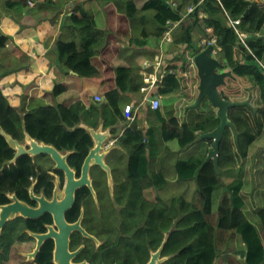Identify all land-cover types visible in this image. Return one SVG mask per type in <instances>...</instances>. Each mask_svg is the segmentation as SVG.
Returning <instances> with one entry per match:
<instances>
[{"label":"trees","instance_id":"obj_1","mask_svg":"<svg viewBox=\"0 0 264 264\" xmlns=\"http://www.w3.org/2000/svg\"><path fill=\"white\" fill-rule=\"evenodd\" d=\"M47 1L50 0H41L43 4H46ZM103 1L83 0L82 5L86 2L90 8L79 5L68 19L79 30V42L59 40L56 46L59 71H74L80 78L94 82L97 86V92L101 94L98 96H101L103 100L91 103L77 100V102L69 107L63 105H58L57 108L54 106L34 107L26 112L14 108L5 95L0 92V127L12 138L20 142H23L25 132L32 138L44 141L49 145H52L51 142H54V140H59L61 147L58 148L60 150L75 151L68 161L70 166L72 165L78 170V173L81 172L82 163L90 148L94 146L91 134L85 127H81V125L94 129H98L100 126H103L104 129L111 128V133L114 136L121 134L118 137V145L120 144L119 146L128 155L127 166L130 167V170L124 176L123 199H140L136 195H138L140 185L143 182L150 186L152 184L156 185V246L159 247L162 244L164 232H168L171 229L172 234H170L165 244L167 246L164 248L165 254L172 255V259L168 262L169 264H215L219 253V230V233L226 232L228 236L239 235L241 237L247 248L244 254L247 264H263L264 243L260 230L264 228V191L256 188L254 166L258 152L264 148V0H164L168 3L173 1L176 6L171 4L165 5L161 0H146L142 8L137 7L135 0H110V3L115 5L117 10L121 12L123 19L129 23L131 32L136 34L139 30L141 31L142 38H133L132 42L134 43L144 42L151 33H154L158 38H162L166 30H168V21H181L184 15L187 14L189 6H197L194 12L188 16L192 21L190 25L182 22L176 29L177 31L175 30L176 32L180 30L181 36L176 34L174 43L187 44V46L180 57L172 59L170 63L168 61L169 71L162 83L158 84V95L166 97L163 101L164 107L163 109L160 107L156 111L150 110L151 113L153 112V117L150 118L151 121L149 122L147 131L139 129L137 121L127 128L124 112L125 107L130 102V95L128 93H138L145 87V75L135 71L134 68L117 66V68L112 69L116 73V85L115 87H108L107 78L102 76L98 67L93 63V59L98 57L104 49L103 47L108 44L109 22ZM27 5L28 0H7L3 4L7 11L14 8L22 10ZM144 12L145 16L143 15ZM202 12L207 15L205 19L200 18V13ZM228 17L233 21L238 20L239 22L232 27L226 19ZM147 22L151 23L153 28H156L150 30L151 32L148 31L145 28ZM195 25L202 27L203 32L206 33L205 36L210 35L207 30L208 28H212L213 34L217 38V46L221 48L217 57L224 64V69L232 71V76L227 78V85L220 89L222 96L233 102L250 100V106H238L230 110V119H233L232 121L236 128H239L237 130L240 132V138L236 139L232 129L228 128L232 132L228 129V131L226 130V138L224 136V142H222L220 147V150H222L220 151L219 167L221 169L219 174L216 172L213 162L201 168L210 151L212 141L201 140V142L194 144L195 148L194 145L189 146L199 134L213 131L218 127L220 120L216 116L215 108L211 106V103L207 99L204 100L198 109L190 108L192 103L181 104L179 101L184 96H187V94L183 93L186 85L191 81L200 80L198 68L193 63L194 57L201 52L200 46L193 44L192 28ZM237 30L240 33H246V38L242 39ZM53 34V31L49 33V35ZM7 38V36L0 37V40L6 41ZM196 89L198 92V87ZM64 92H66V87L59 85L54 93L56 95L55 98ZM180 93L181 95L179 96ZM198 96L199 94L196 97L198 98ZM182 107L186 112L185 115L178 114V111ZM21 112L24 114H21ZM165 115H169V118L167 119ZM121 124L126 127L120 128ZM153 152L157 153V157L155 153V156L153 155ZM176 152L185 153V156L178 158L175 163L176 176L182 173L181 175L184 178L178 175L179 181H196L198 185L197 191L200 194L202 202L201 206L188 201L183 195H175L172 199H164L160 196L162 195L160 191L168 184V178L161 171L162 167L159 166L165 165L167 162L165 154H177ZM187 152L188 154L186 155ZM16 153L17 150L12 148L6 138L0 133V204L9 203L6 194L12 191H17L20 199L31 201L28 189L32 183V177H38L40 180L36 191H41L45 186L50 187L51 190L53 187L52 177L44 175L43 168L45 164L34 162L33 157L28 155L22 156L15 164H9L14 159ZM153 157H155V160H152ZM141 158L142 160H139ZM154 161L155 166L152 167ZM157 161L158 163L156 164ZM181 163H184V165H181ZM137 165H140V167ZM179 166L180 168H178ZM234 166L237 167L235 168ZM142 168L144 172H142ZM234 170L239 175H236L237 178L227 186L222 181L223 176L231 175L229 172ZM58 172L62 180H64V173ZM150 173H153V177L149 182L148 177ZM184 175L189 177H185ZM232 191L235 192L234 197V192ZM217 193L218 196L216 197ZM215 197L219 206L217 209V223L213 225L209 217L216 214L214 212ZM177 198L178 200H176ZM234 199L237 200H235L236 203L240 202L238 203L239 206L233 204L235 203ZM131 204L137 205V202L132 201ZM247 208L252 210L253 214L259 218L262 227L251 216H249L251 220L247 217ZM189 211H196V213H190ZM198 211L201 214L203 213V217ZM184 212L187 214H184ZM232 214L233 217L231 216ZM178 220H181V222ZM183 220H190L195 222V224ZM162 221H167L164 227L161 226ZM30 223L33 224L34 222ZM238 224L241 225L238 226ZM201 226L204 230H201ZM206 226H208L207 230ZM190 229H192V232ZM238 229H242L240 233ZM10 230L11 228L7 227V231ZM33 230L38 231V229ZM186 231L188 235L186 236L185 234L184 237V232L187 233ZM196 233H199L198 237H196ZM191 236L193 239L190 238ZM185 238L187 241L191 240L187 242ZM109 243L111 244L110 249L107 250V254H103L107 255L105 261L112 264L116 260L122 262L123 258L130 257L129 264H135L133 254L119 252L117 231L116 236L110 239ZM182 243L184 244L181 245ZM255 244L257 245L254 246ZM7 245L5 234H2L0 250L3 252L0 254V264L4 262L3 257H6L5 253L8 252ZM200 245L202 246L200 247ZM196 246H198V249ZM51 249V243H47L44 246L41 256H38V260L40 258L41 263L53 264ZM182 253L184 255H181Z\"/></svg>","mask_w":264,"mask_h":264},{"label":"crops","instance_id":"obj_2","mask_svg":"<svg viewBox=\"0 0 264 264\" xmlns=\"http://www.w3.org/2000/svg\"><path fill=\"white\" fill-rule=\"evenodd\" d=\"M82 1L83 0H61V2L67 5L66 9L68 10V12L64 14L61 11L58 12V9L51 10L50 12L46 13L44 9L45 7L48 6L47 3L43 4L41 0H31L32 5L28 4L22 10L19 9L20 11H24V12H19L17 11L16 8L5 12V14L8 17L14 19L13 21H11L5 15L1 16L0 26L1 24L2 26L0 28V37L7 36L8 38L6 41L0 40L2 41V43H0L1 45L0 49L5 51V58H6V61L4 62L5 66L4 64H0V92L4 94L7 99L11 101V105L17 110L19 109L20 111H22L24 109L25 110L31 109L29 104L31 103L32 105H34L33 100L31 99H35V98L39 100L45 99L46 97L44 93L52 92L54 89L53 86H55L56 84H60L66 87V92H67L68 91V88H67L68 78L72 76L80 78L74 71H69V72L61 71L60 72L59 71L60 67L51 61V59L53 60V56H50V55L51 53L52 55L56 53L55 52L56 43L61 38L64 40L69 39L70 41L75 40L79 42L78 32L72 26L71 21H69L68 19L69 17L72 16L76 7L83 4ZM145 1L146 0H135V3L138 8H142ZM39 6H40V9H38ZM54 6H58L60 9H62L61 8L62 5L58 3L57 4L54 3ZM82 6H84L85 8H90V6L86 4V2ZM206 16L207 15L204 12L200 13L201 19H205ZM18 18L21 19V24H19L16 21V19ZM108 22H109L108 24L109 27L113 26L114 24H121L122 28L119 33L114 34L112 38L113 40H110L108 42V44L104 47L100 55L96 57L95 59H93V63L98 67L102 76L107 78L108 87L109 86L115 87L116 85V73L112 69L117 68V66L122 65L125 67L134 68L135 71H138L141 74L145 72L152 73V75H149V76L145 74V77H146L145 81L146 82L152 81L151 84H148L145 82L146 83L145 87H143L141 91H139L138 93H128V95H130V102L127 104V105L129 104L134 105L133 107L137 115V122L139 123L140 127H142L143 129H145V131H147V129L149 128V122L151 121L150 118L153 117V112L151 113L150 111L151 108H150V102L148 101V98L152 97L151 95H155L157 98H160L162 100V107H161L162 109L164 107L163 101L166 98V97L158 95V90H159L158 84L161 83V74L163 72V69H160L159 72H156V70H154V66L150 65L152 63L151 60L155 58L157 59L158 57H163L165 62L168 64V61L170 63L172 59L174 58L177 59L184 53V49L187 46V44H175L174 43L175 35L178 34V36H181L180 30L176 32L177 28L170 30V32L174 33L173 37H171V40L164 38L165 34L163 38H158L152 33L144 42L140 41L141 43L139 42L134 43L132 42L133 38H142L141 31L139 30L136 34H133L131 32L129 23L123 19V16L121 14L119 16H110ZM191 22L192 21L189 19V17L184 20V23L186 25H190ZM26 26L28 27L27 29H26ZM145 28L148 31L154 29L151 23L146 25ZM192 30H193L192 35L194 37L193 44L200 46V48H201L202 43L209 41L214 36L212 33H210V35L208 36L207 35L205 36L206 33L203 32L202 27L199 25L193 26ZM51 31H53L54 33L53 35H49ZM108 31H109V28H108ZM115 38H118V43L114 41ZM29 39H33L34 44H32L30 47H27ZM42 40H46L47 45H52L50 53H46L45 44L41 42ZM163 40L165 41V46H164L165 50H162L160 46V44L163 43ZM118 45H125V46L115 47ZM108 49H110L111 51L110 53H108L107 51ZM202 49L203 48H201V50ZM7 53L11 54L12 56L16 58V62L14 66H10V63H8L9 60H8ZM37 60H41L42 62L38 66L33 67L31 64V61H37ZM45 60L50 61L53 64V66L49 68V66H47L45 63ZM146 64H147V67L152 66V68L146 69L145 68ZM49 65L51 64L49 63ZM48 68L57 75V78L59 79L57 83H54V80L50 77V75L46 73ZM38 69H40L42 73L40 75H35L34 73ZM32 76L43 79V82H40L42 85L36 82H31V79L33 78ZM46 77H49V78H46ZM156 80L158 81L155 87L153 88V92L149 95V97L146 100L148 91H146L145 88H151L153 86L152 84L155 83ZM47 82H49V84ZM75 82H77V83H74V86L76 88H81L84 86V83L81 81H75ZM104 85H105V82H104ZM93 86H96L94 82L89 81L86 88L93 87ZM71 95H75L77 100H82L84 102L91 103L95 101L96 95H101V94H99L96 90V92H94L93 94L89 92V93H86L85 95H83L82 93L80 95L71 93L70 96ZM55 96L56 95H54V97ZM21 99H23L22 103H21ZM72 104L65 105V107H69ZM165 116L167 119L169 118V115H165ZM123 126L124 125L121 124L119 127L121 128ZM113 140H115V136H113ZM114 149L115 150L121 149V152H124V154L127 155V153L124 150H122V148H119L118 146H116ZM117 154L115 156H117ZM184 156H185V153H180V154L168 153L166 154V158H167L166 163L167 164L170 163V164L167 165L165 163V165L161 167L163 168V170H168L170 168L175 169V161L177 160V158L179 157L183 158ZM112 159L110 158L111 161ZM114 166L118 167L119 164L118 165L115 164ZM254 169L256 172V173L254 172L256 187L264 191L263 189L264 187V173H263L264 172L263 171L264 170V149H261L258 152V155L256 156ZM169 173L172 176H170ZM169 173L167 174V177H168L167 186L169 184H172V182L173 183L180 182L179 180H177L178 178L174 172L169 171ZM171 177L173 178L171 179ZM229 177L232 179V181L230 182H233L234 179L237 178V176L233 174L229 175ZM182 182H183V186L185 185L195 186L194 191L190 192L189 190H186V192H184L182 195L188 201L194 202L198 206L199 204L197 203H199V200L196 201L197 198L195 197L196 195H198V193L195 192L197 189L196 181L188 180L186 182L185 181H182ZM230 182H225V183L230 184ZM201 205H202V202H201ZM214 216L215 215H211L209 217L210 222ZM217 218L218 217L216 216L214 217L215 223L211 222L213 225H216ZM262 229L263 230H260V235L262 236L261 238L264 243V228ZM238 239L240 240V247L235 249L232 252L233 253L232 258L229 259V264H235V263L238 264L241 261L243 262V264L244 263L247 264L246 258L244 256L247 248L239 235L228 236L226 235V232L218 233V250H219L218 257L221 253H223V250H221L220 245L221 244L224 245L225 240L238 241ZM238 250L242 251V253L238 252Z\"/></svg>","mask_w":264,"mask_h":264},{"label":"flooded vegetation","instance_id":"obj_3","mask_svg":"<svg viewBox=\"0 0 264 264\" xmlns=\"http://www.w3.org/2000/svg\"><path fill=\"white\" fill-rule=\"evenodd\" d=\"M27 136L28 134L25 132L23 142L17 141L20 145L28 149L30 141L27 140ZM32 139L39 143L47 144L44 141H39L35 138ZM25 141L27 145H24ZM51 144L58 151H62L61 154L67 155V162L69 164L68 160L75 151L67 149L60 150L58 148L61 147V145H59V140H54ZM95 146L96 145L92 148L94 149ZM92 148H90L82 163L80 173H78L75 167L72 165L70 166L75 171L76 178L82 177L84 163L93 150ZM100 153L102 154L103 152ZM121 153L124 154V152ZM28 156L33 157L34 162L45 164L43 168L44 175L52 177V190L50 187L45 186L41 191H36L40 180L38 177H32V183L28 189L31 201L20 199L19 193L17 191H12L6 194L9 203L0 204V206L13 203L12 197L16 196L20 201L36 208L39 204L31 198L32 190L36 196L45 197L48 202L53 201L56 196L62 199L66 185L65 173L56 168L55 162L50 155L42 154ZM14 159L9 164H15L18 159L16 161H14ZM113 159L114 162L118 161V169L114 166L113 162H110L108 156L104 158L106 163L111 167L112 181H110L106 170L101 167L100 171H96L95 169L100 166L93 165L89 173L92 187L88 183L76 190L75 202L66 212L65 218L69 225H78L79 228L75 227L71 230L68 237V246L58 250L56 237L51 236L37 252L38 240L35 235H52L51 228L56 233H60L61 229L55 222V217L52 213L46 212L39 218H29L18 214L16 217L8 220L0 231V242L2 234H5L8 243V252L5 253L6 257H3L4 262L2 264L12 261L11 255L17 246H21L24 251V253H21L22 263L43 264L40 262V258L38 260V256H41L44 246L47 243L52 244L51 254L53 264H109L108 261H105L107 255L103 254H107V250L110 249L111 244L109 240L116 236V231L118 235L119 252L123 254H133L135 264H150L153 260H155V264H169L168 262L172 259V255L165 254L164 248L169 238L168 236L172 233L171 229L168 232H164V239L162 242L164 246L162 244L159 247L156 246L157 217L155 209L157 201L155 184L150 186L143 182L140 185L138 195H136L140 199H123L124 176L128 173L130 167L124 165L123 161L121 162L118 160L119 156H115ZM126 159L128 162V155H126ZM152 166H155V161ZM122 170L126 171L123 172ZM58 171L64 173V180H62ZM151 177H153V173L149 174V182L151 181ZM132 201H136L137 205H132ZM30 222L34 223L31 224ZM166 222L167 221H162L161 226L164 227ZM7 227L11 228V230L7 231ZM33 229H38V231ZM61 244H63L62 239ZM2 252L3 251L0 250V254ZM56 253H58L59 258L56 257ZM158 253H160L159 256H157ZM129 258L130 257L123 258L122 262L116 260L112 264H129Z\"/></svg>","mask_w":264,"mask_h":264},{"label":"water","instance_id":"obj_4","mask_svg":"<svg viewBox=\"0 0 264 264\" xmlns=\"http://www.w3.org/2000/svg\"><path fill=\"white\" fill-rule=\"evenodd\" d=\"M161 1H163L165 5H169L168 2L164 0ZM213 51L214 46L209 45L193 59V63L198 68V74L200 77V93L197 101L192 104L190 108L198 109L203 101L208 98L211 102L212 107L216 109V116L220 120V123L218 127L213 131L200 134L195 139V141L191 143V145L200 142L201 140H211V150L201 168H204L208 163L213 162L216 172L220 173V147L224 139L226 130L228 128L232 129L236 136V139H239V132L234 122L230 119V110L238 106H250V100L244 102H233L225 99L222 96V93L220 91L221 86L227 85V78L232 76V71L224 70V64L219 59L213 56ZM155 98L156 97H150L151 100ZM87 130L93 136L96 142V147L91 151L90 155L84 163L82 177L76 178L75 171L67 162V155L61 154V152L54 148V146L39 143L28 135L27 140L30 142L29 148L27 149L25 146L20 145L17 140L12 138V136L7 134L0 127V133L6 138L11 147L17 149V154L14 161H16L23 155H50L55 162L56 168L63 171L66 175V185L64 188V195L62 199H59L56 196L53 201L48 202L45 197L36 196L32 190L31 198L38 202V207H31L28 204L20 201L16 196L12 197V200L14 201L13 203L0 206V231L3 229L8 220L16 217L18 214L29 218H39L46 212L52 213L55 217V222L61 229V232L56 233L51 228L50 230L52 235H35L36 239L38 240L37 252L43 246L44 242L51 236L56 237L58 250L62 247L64 248L65 246H68V237L71 230L75 227L79 228V226L69 225L66 222L65 214L75 202L76 190L88 183L92 187L91 179L89 176L90 168L93 165H100L104 170L108 172L109 179L110 181H112L111 167L107 165L104 160V158L114 150V147L111 149H109L110 146L106 147L108 146V142L110 141L112 136L109 131L104 132L103 127L97 130ZM100 152L103 153L101 154ZM61 239L63 240V244H61ZM159 255L160 253L157 254V256ZM56 257L59 258L58 253H56ZM150 264H155V260H153Z\"/></svg>","mask_w":264,"mask_h":264},{"label":"rangeland","instance_id":"obj_5","mask_svg":"<svg viewBox=\"0 0 264 264\" xmlns=\"http://www.w3.org/2000/svg\"><path fill=\"white\" fill-rule=\"evenodd\" d=\"M5 1H7V0H0V18H1V16H3V15H5L6 17H8L6 14H5V12L7 11V9L3 6V4L5 3ZM14 1H20V0H14ZM53 3H55V4H60V5H62L61 6V8L62 9H60L58 6H54V5H52ZM47 7H45V9H44V11L46 12V13H48V12H50L51 10H56V9H58V12H63L64 14H66L67 12H68V10L66 9V6L67 5H65L63 2H61V0H50V2L49 1H47ZM51 5V6H50ZM103 5H104V7H105V9H106V11H107V15H108V21H109V18H110V16H119L120 14H121V12H119L118 10H117V8H116V6L115 5H113L112 3H110V0H104L103 1ZM25 8V7H24ZM38 9H40V6L38 7ZM17 11H19V12H24V11H20L19 9H17ZM66 16V15H65ZM11 21H13L14 19H12V18H10V17H8ZM228 21H229V19L228 18H226ZM20 18H18V19H16V21L19 23V24H21V22H20ZM238 21V20H237ZM236 21V22H237ZM229 24H230V22H229ZM1 26H2V24H1ZM1 26H0V28H1ZM73 26V25H72ZM22 27H24V26H22ZM74 27V26H73ZM28 27L26 26V29H27ZM75 28V27H74ZM121 28H122V26H121V24H114L113 26H111V27H109V33H108V38H107V43L110 41V40H113L112 38H113V36H114V34H116V33H119L120 32V30H121ZM76 29V28H75ZM77 30V29H76ZM79 30H77V32H78ZM263 35H264V31H263ZM78 38H79V32H78ZM59 40H63V41H65V42H69L70 40L69 39H59ZM58 40V41H59ZM57 41V42H58ZM73 41H75V40H73ZM114 41L116 42V43H118V38H115L114 39ZM41 42H43V44H45V50H46V53H50V51H51V46L52 45H47V41L46 40H42ZM32 44H34V40L33 39H29V41H28V44H27V47H30ZM25 46V45H24ZM56 46H57V43H56ZM119 46H125V45H118V46H115V47H119ZM156 46V45H155ZM160 46H161V48H162V50H165L164 49V46H165V41L163 40V43H161L160 44ZM111 47H113V46H111ZM157 47V46H156ZM104 48V47H103ZM102 48V49H103ZM56 47H55V54H53L52 55V53H51V55L50 56H53V60L51 59V61L53 62V63H55L56 65L57 64H59V60H58V51H56ZM108 51V53H110L111 51H110V49H108L107 50ZM157 52H158V50H157ZM7 55H8V60H9V62L8 63H10V66H14L15 65V62H16V58L14 57V56H12L11 54H9V53H7ZM44 57H45V55H44ZM158 60H161V57L158 59H156V61H158ZM6 61V58H5V51L4 50H2V49H0V64H4V62ZM42 61L41 60H37V61H31V64H32V66L33 67H35V66H38L40 63H41ZM45 63H46V65L47 66H49V68L50 67H52L53 66V64L50 62V61H47V60H45ZM49 63L51 64V65H49ZM4 66H5V64H4ZM122 66V65H121ZM47 69V74L48 75H50V77L54 80V83H57L58 81H59V79L57 78V75L54 73V72H52L50 69ZM156 70V72L158 71V67L155 69ZM227 71L228 70H230V69H226ZM42 73V71L40 70V69H38V70H36L35 71V75H40ZM33 78L31 79V82H36V83H39L40 85H42L40 82H43V79H40V78H37V77H34V76H32ZM46 78H49V77H46ZM45 78V79H46ZM75 81H81V82H83L84 83V86L83 87H81V88H76L75 86H74V83H77V82H75ZM88 82L89 81H87V80H85V79H83V78H77V77H75V76H72V77H70V78H68V83H67V88H68V91L66 92V93H63V94H61L58 98H55L54 97V93L56 92V90H57V88H58V86L60 85V84H56L55 86H53V91L52 92H50V93H48V92H45L44 93V95H45V99H42V100H39V99H34L33 100V104H34V106L36 107V108H41V107H43V106H54L55 108H57L58 107V105H63V106H65V105H70V104H72L73 102H77V99H76V96L75 95H71L70 96V94L72 93V94H83V95H85L86 93H89V92H91L92 94L94 93V92H96V90H97V86H93V87H87L86 88V86L88 85ZM48 84H49V82H47ZM199 86H200V80L198 79V80H194L193 82L191 81V82H189L187 85H186V87L184 88L185 89V91L183 92V93H185V94H187V96H184L183 98H181L179 101H180V103L181 104H188V103H192V104H194L195 103V101L197 100V94H199ZM196 87H198V92H197V89H196ZM222 87H224V86H221V88ZM89 91V92H88ZM182 93V92H181ZM181 93L179 94V96L181 95ZM190 96H192V97H190ZM175 100H176V98H174ZM208 100V99H207ZM8 101L10 102V104H11V101L8 99ZM23 102V99H21V103ZM194 102V103H193ZM51 105H50V104ZM164 104V103H163ZM191 104V105H192ZM174 107V106H173ZM216 110V109H215ZM185 111L183 110V107L178 111V114H184L185 115ZM100 129H101V127H100ZM24 145H27V142L25 141V144ZM118 152H120L117 156H119V160H120V158H121V162L125 159V163L123 162V164L124 165H127V161H126V154H124L125 156H123L122 155V153H121V151H118ZM123 157V158H122ZM118 163H116V165H117ZM96 171H100L101 170V166L100 167H98V168H96L95 169ZM162 171L164 172V174L167 176V174L169 173V171H172V172H174L175 174H176V170L174 169V168H170V169H168V170H163L162 169ZM230 174H233L234 173V175H238V173H237V171L236 170H234V171H232V172H229ZM169 175L171 176V174L169 173ZM228 177V178H227ZM168 178V177H167ZM227 178V179H226ZM222 181L224 182H230V181H232V179L229 177V175H226V176H223V179H222ZM184 187H185V189H184ZM169 190H168V189ZM174 188V189H173ZM183 188V189H182ZM187 188V189H186ZM197 188V187H196ZM172 189V190H171ZM195 189V186H191V185H185V186H183V182L182 181H180V182H176V183H173L172 182V184H169L167 187L165 186L161 191H160V193L162 192L163 193V195H162V197L164 198H172L173 196H175V195H182L184 192H186V190H189L190 192H192L193 190ZM168 191V192H167ZM173 191V192H172ZM181 193H179V192ZM197 191V190H196ZM165 192V193H164ZM172 192V193H171ZM161 193V194H162ZM197 193H198V191H197ZM219 193V192H218ZM218 193L216 194V197L218 196ZM169 194H170V196H169ZM171 194H172V196H171ZM198 195H199V193H198ZM196 198H198L197 200H199V203H197V204H199L198 206H200L201 205V199H200V195L199 196H195ZM216 197H215V202H214V212H216L217 213V209H218V206H219V203L216 201ZM164 198V199H165ZM168 200H170V199H168ZM167 200V201H168ZM216 209V210H215ZM247 213L249 214H246L247 215V217L249 218V216H251L254 220H256L257 222H258V224L260 225V227H262V224H261V222H260V220H259V218H257L256 217V215H254L253 214V211L252 210H249L248 208H247ZM216 217H218V215L217 214H214ZM250 219V218H249ZM212 221V223H215V219H214V217L211 219ZM251 220V219H250ZM34 245V244H33ZM33 247V246H32ZM31 247V248H32ZM240 247V240L238 239V241H236V240H231V241H228V240H225V242H224V245L223 244H221L220 245V248H221V250H223V253H221L220 255H219V257H218V259H217V261H216V264H229V259L230 258H232V252L235 250V249H237V248H239ZM225 251V252H224ZM21 253H24V251H23V248L21 247V246H17L14 250H13V252H12V261L10 262V263H6V264H24V263H22L21 262ZM222 256V257H221ZM220 262V263H219ZM5 264V263H4ZM25 264H27V263H25ZM236 264V263H235ZM238 264H243V262L241 261V262H239Z\"/></svg>","mask_w":264,"mask_h":264},{"label":"clouds","instance_id":"obj_6","mask_svg":"<svg viewBox=\"0 0 264 264\" xmlns=\"http://www.w3.org/2000/svg\"><path fill=\"white\" fill-rule=\"evenodd\" d=\"M173 3H174V2H173ZM28 4H29V5L31 4V0H28ZM169 4L173 5L172 2L169 3ZM192 6H193V5H192ZM189 7H190V6H189ZM189 7H188V8H189ZM192 13H193V12H192ZM190 14H191V13H190ZM185 16H186V17H185ZM188 16H189V14H188V11H187V14L184 15L183 19L181 20V23H180L177 27H175V28H178V27L182 24V22H184V20L188 18ZM173 22H176V21H173ZM177 22H179V21H177ZM208 29H211V32H209V31L207 30L208 33H212V34H213V30H212V28H208ZM166 33H167V30H166V32H165V36H164V38H166ZM244 34H246V33H244ZM213 35H214V34H213ZM246 36H247V35H246ZM171 37H173V33H171ZM213 37L216 38L215 35H214ZM213 37H212V38H213ZM212 38H211V39H212ZM211 39H210V40H211ZM216 39H217V38H216ZM244 39H245V38H244ZM172 42H173V40H172ZM208 46H209V45H208ZM217 47H218V46H214L213 56L216 57V58L218 59V57H217V54H218V53L215 54V50L217 49ZM201 48L205 49L206 46L201 45ZM203 49H202V50H203ZM202 50H201V51H202ZM220 51H221V50H220ZM220 51H219V52H220ZM159 58H160V57H158V59H159ZM161 60H162V66H161L160 69H163V72H162L161 76H162V75L164 74V72H165V74H164V77H165L166 74H167V72L169 71V70H168V66H169V65L165 62V60H164L163 57H161ZM193 61H194V60H193ZM151 62H152V63H151L150 65H153V66H154V70H155V69H156V66H155V64H156V58L153 59V60H151ZM145 68H146V69H151L152 66H148V67H147V64H146V67H145ZM224 70H226V69H224ZM157 72H159V70H158ZM143 74H144V75L146 74V75H148V76H149V75H152V73H147V72H145V73H143ZM164 77H161V83H162ZM151 80H152V79H151ZM157 81H158V80H156V82L152 84L153 86H152L151 88H145L146 91H148V92H147L148 95L146 96V100H147V98L149 97V95L153 92V88L155 87ZM151 82H152V81H149V82H146V83L151 84ZM151 96H152V97H156V96H154V95H151ZM156 98H157V97H156ZM159 99H160V98H159ZM206 99H208V98H206ZM206 99H205V100H206ZM31 100H34V99H31ZM31 100H30V101H31ZM160 100H161V99H160ZM208 100H209V99H208ZM148 101H149V102L151 101L150 97L148 98ZM196 101H197V100H196ZM196 101H195V102H196ZM203 102H204V101H203ZM209 102H210V100H209ZM161 103H162V100H161ZM210 103H211V102H210ZM29 105H30V108H31V109L35 107V106L32 105L31 103H30ZM201 105H202V104H201ZM127 106H128V105H127ZM131 106H132V110H131V112H130V117H129L128 115H126V113H125V117H126V124H125V125L127 126V128L130 127L135 121H137V115H136V112L134 111V107H133V105H131ZM211 106H212V105H211ZM160 107H162V104H161ZM160 107H159V108H160ZM150 108H151V107H150ZM159 108H158V109H159ZM199 108H200V107H199ZM31 109H28V110H25V109H24V111L27 112V111H29V110H31ZM125 109H126V107H125ZM151 109H152V108H151ZM151 109H150V110H151ZM158 109H152V110L156 111V110H158ZM193 109H194V108H193ZM18 110H19V109H18ZM19 111H20V110H19ZM124 112H125V110H124ZM21 114H24V113L21 112ZM131 117H132L133 119H131ZM137 123H138V122H137ZM138 124H139V123H138ZM125 125H124V126H125ZM124 126H123V127H124ZM126 126H125V127H126ZM81 127H85L86 129H94V128H91V127H88V126H85V125H81ZM100 127H103V126H100ZM100 127H99V128H100ZM99 128H98V129H99ZM121 128H122V127H121ZM139 129H142V130H143V128L140 127V126H139ZM95 130H97V129H95ZM103 130H104V132H105V131H109L110 134H111V136H112L111 139H110V141L108 142V146H106V147H109V146H110L109 149H111V148H113V147L115 148L116 146H118L119 148H121V147L118 145V137H119L121 134L116 135V136H115V140H113V136H114V135L111 133V128H108V129H104V128H103ZM89 133H90V132H89ZM90 134H91V133H90ZM91 136H92V135H91ZM92 138H93V136H92ZM93 140H94V138H93ZM210 141H211V140H210ZM200 142H201V141H200ZM197 143H199V142H197ZM194 144H196V143H194ZM194 144H193V145H194ZM94 145H96L95 140H94ZM193 145L190 144L189 146L191 147V146H193ZM211 145H212V143H211ZM95 147H96V146H95ZM95 147H94V148H95ZM122 150H123V149H122ZM210 150H211V148H210ZM118 151H121V149H120V150H119V149H116V150L114 149V150H113L112 152H110L107 156L110 157V158H112V157H114V156L118 153ZM209 152H210V151H209ZM183 153H184V152H183ZM178 154H180V153H178ZM187 154H188V152L186 153V155H187ZM208 154H209V153H208ZM208 154H207V156H208ZM107 156H106V157H107ZM179 158H181V157H179ZM206 158H207V157H206ZM177 159H178V158H177ZM113 160H114V159H112V161H111V160H110V161L113 162ZM176 161H177V160H176ZM176 161H175V163H176ZM219 161H220V160H219ZM105 162H106V161H105ZM203 163H204V162H203ZM106 164H107V163H106ZM107 165H108V164H107ZM109 166H110V165H109ZM201 167H202V166H201ZM219 169H220V167H219ZM111 171H112V170H111ZM218 174H219V173H218ZM112 178H113V177H112Z\"/></svg>","mask_w":264,"mask_h":264},{"label":"bare ground","instance_id":"obj_7","mask_svg":"<svg viewBox=\"0 0 264 264\" xmlns=\"http://www.w3.org/2000/svg\"><path fill=\"white\" fill-rule=\"evenodd\" d=\"M49 2H50V1H49ZM31 5H32V4H31ZM45 6H46V5H45ZM45 6H44V7H45ZM50 6H51V5H50ZM139 11H140V10H139ZM148 12H149V11H148ZM150 12H151V11H150ZM155 12H156V11H155ZM142 13H143V12H142ZM142 13H141V14H142ZM146 13H147V12H146ZM155 14H156V13H155ZM34 15H35V14H34ZM44 15H45V14H44ZM143 15L145 16V12H144ZM31 16H32V15H31ZM41 16H42V15H41ZM137 16H138V15H137ZM139 16H141V15L139 14ZM147 16H148V15H147ZM147 16H146V17H147ZM33 17H34V16H33ZM149 17H150V15H149ZM46 18H47V17H46ZM147 18H148V17H147ZM152 18H153V17H152ZM29 19H30V18H29ZM137 19H140V18H137ZM145 19H146V18H145ZM138 21H139V20H138ZM133 22H134V21H133ZM151 22H152V21H151ZM42 23H43V22H42ZM137 23H138V22H137ZM157 23H158V22H157ZM141 24H142V23H141ZM146 24L148 25L149 23L147 22ZM146 24H145V27H146ZM143 25H144V23H143ZM157 25H158V24H157ZM160 25H161V24H160ZM154 28H156V27H154ZM172 29H173L172 27L168 26V31H170V30H172ZM143 31H144V30H143ZM144 32H145V31H144ZM150 32H151V31H150ZM151 34H152V33H151ZM153 34H154V33H153ZM158 36H159V35H158ZM162 38H163V36H162ZM222 88H223V87H222ZM251 106H252V105H251ZM240 108H242V107H240ZM235 111H236V110H235ZM234 113H235V112H234ZM232 120H233V119H232ZM237 129H239V128H237ZM228 130L231 131L230 129H228ZM228 130H227V131H228ZM231 132H232V131H231ZM226 133H227V132H226ZM239 133H240V132H239ZM199 135H200V134H199ZM199 135H198V136H199ZM225 138H226V135H225ZM239 138H240V135H239ZM222 142H224V141H222ZM238 143H239V142H238ZM119 145H120V144H119ZM221 145H222V144H221ZM194 148H195V145H194ZM92 149H93V148H92ZM160 149H161V148H160ZM164 149H165V148H164ZM262 149H264V148H262ZM125 150H126V149H125ZM157 150H158V149H157ZM221 150H222V149H221ZM221 150H220V151H221ZM145 151H146V150H145ZM153 151H154V150H153ZM197 151H198V150H197ZM150 152H151V150H150ZM156 152H158V151H156ZM156 152H153V155H154V153H155V154H156V157H157V153H156ZM160 152H161V151H160ZM90 153H91V152H90ZM118 153H120V152H118ZM158 153H159V152H158ZM176 153H177V152H176ZM204 153H205V152H204ZM145 154H146V153H145ZM145 154H144V155H145ZM149 154H150V153H149ZM177 154H178V153H177ZM259 154H260V153H259ZM117 155H118V154H117ZM122 155L125 156L123 153H122ZM153 155H151V156H153ZM159 155H160V154H159ZM165 155H166V154H165ZM204 155H205V154H204ZM140 156H142V155H140ZM154 156H155V155H154ZM160 156H161V155H160ZM160 156H159V157H160ZM189 156H190V155H189ZM189 156H188V157H189ZM125 157H126V156H125ZM222 157H223V155H222ZM227 157H228V156H227ZM113 158H114V157H113ZM122 158H123V157H122ZM139 158H140V157H139ZM149 158H150V156H149ZM164 158H165V157H164ZM111 159H112V158H111ZM151 159H152V158H151ZM223 159H225V158H223ZM258 159H259V158H258ZM118 160H119V159H118ZM120 160H121V158H120ZM139 160H142V158L139 159ZM152 160H155V157H153ZM158 160H159V159H158ZM160 160H161V159H160ZM124 161H125V159L123 160V162H124ZM126 161H127V159H126ZM146 161H147V160H146ZM162 161H163V160H162ZM180 161H181V160H180ZM201 161H202V160H201ZM224 161H225V160H224ZM110 162H111V161H110ZM113 162H114V161H113ZM116 162L118 163V161H116ZM140 162H141V161H140ZM147 162H148V161H147ZM163 162H164V161H163ZM226 162H227V161H226ZM233 162H234V161H233ZM119 163H120V162H119ZM124 163H125V162H124ZM151 163H152V162H151ZM157 163H158V161L156 162V164H157ZM178 163H179V162H178ZM186 163H187V162H186ZM210 163H211V162H210ZM220 163H221V162H220ZM227 163H228V162H227ZM260 163H261V162H260ZM113 164L115 165L116 163L114 162ZM143 164L145 165L144 162H143ZM143 164H142V165H143ZM153 164H154V163H153ZM160 164H162V163L160 162ZM160 164H159V165H160ZM166 164H167V163H166ZM169 164H170V163H169ZM169 164H167V165H169ZM208 164H209V163H208ZM224 164H226V163H224ZM224 164H223V165H224ZM228 164H229V163H228ZM228 164H227V165H228ZM117 165H118V164H117ZM144 165H143V168H144ZM149 165H150V163H149ZM151 165H152V164H151ZM181 165H184V163H181ZM185 165H186V164H185ZM229 165L231 166V164H229ZM229 165H228V166H229ZM99 166H100V165H99ZM137 166L140 167V165H137ZM162 166H163V165H162ZM224 166H226V165H224ZM260 166H261V165H260ZM115 167L117 168V166H115ZM123 167H124V166H123ZM125 167H126V166H125ZM152 167H153V166H152ZM156 167H157V166H156ZM159 167H161V166H159ZM184 167H185V166H184ZM214 167H215V166H214ZM222 167H223V166H222ZM234 167H235V166H234ZM236 167H237V166H236ZM236 167H235V168H236ZM254 167H255V166H254ZM116 168H115V169H116ZM143 168H142V170H143ZM146 168H147V167H146ZM166 168H167V166H166ZM176 168H177V167H176ZM178 168H180V166H179ZM182 168H183V166H182ZM117 169H118V168H117ZM124 169H125V168H124ZM147 169H148V168H147ZM162 169H163V168H161V171H162ZM220 169H221V167H220ZM259 169H260V168H259ZM127 170H128V169H127ZM140 170H141V168H140ZM140 170H139V172H140ZM156 170H157V168H156ZM122 171H123V170H122ZM125 171H126V170H124L123 172H125ZM258 171H259V170H258ZM263 171H264V170H263ZM118 172H119V171H118ZM118 172H117V173H118ZM142 172H144V170H143ZM179 172H180V170H179ZM182 172H183V171H182ZM89 173H90V172H89ZM140 173H141V172H140ZM145 173H146V172H145ZM148 173H149V172H148ZM255 173H256V172H255ZM263 173H264V172H263ZM163 174H164V173H163ZM181 174H182V173H181ZM181 174H178V175H181ZM229 174H230V173H229ZM120 175H121V173H120ZM141 175H142V173H141ZM178 175H177V176H178ZM185 175H186V174H185ZM185 175H184V176H185ZM233 175H234V173H233ZM238 175H239V174H238ZM171 176H172V175H171ZM216 176H217V175H216ZM147 177H148V176H147ZM163 177H164V176H163ZM163 177H162V178H163ZM181 177H183V176L181 175ZM181 177H180V178H181ZM185 177H189V176H185ZM151 178H152V177H151ZM172 178H173V177H171V179H172ZM183 178H184V177H183ZM183 178H181V179H183ZM191 178H192V177H191ZM227 178H228V177H227ZM227 178H226V179H227ZM164 179H165V178H164ZM164 179H163V180H164ZM194 179H195V178H194ZM233 179H234V178H233ZM259 179H260V178H259ZM177 180H178V179H177ZM185 180H186V179H185ZM238 180H239V179H238ZM242 180H243V179H242ZM153 181H154V179H153ZM235 181H236V180H235ZM239 181H240V180H239ZM154 182H155V181H154ZM185 182H186V181H185ZM256 182H258V181H256ZM260 182H261V181H260ZM155 183H156V182H155ZM222 183H223V182H222ZM230 183H231V182H230ZM235 183H236V182H235ZM158 184H159V183H158ZM165 184H166V183H165ZM165 184H163V185H165ZM195 184H196V183H195ZM218 184H220V183H218ZM224 184H225V183H224ZM159 185H160V184H159ZM259 185H260V184H259ZM155 186H156V185H155ZM197 186H198V185H197ZM227 186H228V184H227ZM227 186H226V187H227ZM166 187H167V186H166ZM226 187H225V188H226ZM256 188H258V187H256ZM167 189H168V188H167ZM173 189H174V188H173ZM182 189H183V188H182ZM184 189H185V187H184ZM186 189H187V188H186ZM198 189H199V188H198ZM230 189H231V188H230ZM230 189H229V190H230ZM263 189H264V187H263ZM159 190H160V189H159ZM159 190H157V191H159ZM168 190H169V189H168ZM171 190H172V189H171ZM196 190H197V189H196ZM229 190H228V191H229ZM232 190H235V189H232ZM193 191H194V190H193ZM167 192H168V191H167ZM172 192H173V191H172ZM172 192H171V193H172ZM178 192H179V191H178ZM195 192H197V191H195ZM232 192H234V191H232ZM161 193H162V192H161ZM164 193H165V192H164ZM179 193H180V192H179ZM200 193H201V192H200ZM159 194H160V193H159ZM180 194H181V193H180ZM234 194H235V192L233 193V197L235 196ZM162 195H163V193H162ZM162 195H160V196H162ZM192 195H193V194H192ZM169 196H170V194H169ZM171 196H172V194H171ZM197 196H198V195H197ZM204 196H205V195H204ZM173 197H174V196H173ZM205 197H206V196H205ZM164 198H165V197H164ZM167 198H168V197H167ZM171 199H172V198H171ZM197 199H198V198H197ZM197 199H196V201H197ZM159 200H161V199H159ZM176 200H178V198H177ZM230 200H232V199H230ZM235 200H236V199H234L233 201H235ZM163 201H164V200H163ZM236 201H237V200H236ZM236 201H235V203H233V204H237V206H239L238 203H240V202L236 203ZM165 202H166V201H165ZM180 202H181V201H180ZM204 202H205V200H204ZM231 202H232V201H231ZM161 204H162V203H161ZM241 204H242V203H241ZM163 206H164V205H163ZM237 206H236V208H237ZM240 206H241V205H240ZM246 206H247V205H246ZM226 207H227V206H226ZM158 209H159V208H158ZM189 210H190V209H189ZM201 210H202V209H201ZM215 210H216V209H215ZM249 210H250V209H249ZM202 211H203V210H202ZM236 211H238V210L236 209ZM189 212H190V211H189ZM189 212H188V216H189ZM198 212H199V211H198ZM243 212H244V211H243ZM180 213H182V212H180ZM190 213H196V211H195V212L193 211V212H190ZM199 213H200V212H199ZM182 214H183V213H182ZM184 214H187V213L184 212ZM200 214H201V213H200ZM200 214H199V216H200ZM211 214H212V213H211ZM216 214H217V213H216ZM230 214H231V213H230ZM235 214H236V213H235ZM239 214H240V212H239ZM239 214H238V216H239ZM190 215H191V214H190ZM192 215H193V214H192ZM202 215H203V213L201 214V216H202ZM236 215H237V214H236ZM241 215H243V214H241ZM188 216H187V217H188ZM194 216L196 217V215H194ZM199 216H198V218H199ZM231 216L233 217V214H232ZM202 217H203V216H202ZM202 217H201V218H202ZM214 217H215V216H214ZM234 217H235V216H234ZM242 217H243V216H242ZM244 217H245V216H244ZM179 218H180V217H179ZM185 218H186V217H185ZM191 218L193 219V217H191ZM198 218H197V219H198ZM195 219H196V218H195ZM197 219H196V220H197ZM181 220H182V218H181ZM181 220H180V221L178 220V221L181 222ZM190 220H191V219H190ZM190 220H189V221H190ZM193 220H194V219H193ZM198 220H199V219H198ZM183 221H185V222H186V221L189 222L188 220H183ZM203 221H205V220H203ZM211 221H212V220H211ZM239 221H241V220H239ZM246 221H247V220H246ZM246 221H245V222H246ZM185 222H184V223H185ZM191 222H193V221H190V223H191ZM198 222H199V221H198ZM245 222H243V223H245ZM201 223H202V222H201ZM205 223H206V221H205ZM243 223H241V224H243ZM247 223H248V222H247ZM177 224H178V222H177ZM193 224H195V222H193ZM196 224H197V223H196ZM241 224H238V226L241 225ZM245 224H246V223H245ZM245 224H244V225H245ZM261 224H262V223H261ZM183 225H184V224H183ZM185 225H186V224H185ZM191 225H192V224H191ZM201 225H202V224H201ZM248 225H249V223H248ZM255 225H256V224H255ZM176 226H177V225H176ZM178 226H179V225H178ZM187 227H188V226H187ZM201 227H202V226H201ZM204 227H205V226H204ZM211 227H212V226H211ZM245 227L247 228V226H245ZM249 227H250V226H249ZM251 227H252V226H251ZM168 228H169V227H168ZM182 228H183V227H182ZM182 228H181V229H182ZM192 228H193V227H192ZM207 228H208V226H206V230H207ZM240 228H242V226H240ZM243 228H244V227H243ZM252 228H254V227H252ZM173 229H174V228H173ZM179 229H180V228H179ZM183 229H186V228H183ZM199 229H200V228H199ZM174 230H175V229H174ZM174 230H173V231H174ZM177 230H178V229H177ZM191 230H192V229H190V231H191ZM201 230H204L203 227H202ZM209 230H210V229H209ZM209 230H208V231H209ZM215 230H216V229H215ZM238 230H239V229H238ZM238 230H237V231H238ZM241 230H242V229L239 230V233H240ZM261 230H263V229H261ZM171 231H172V230H171ZM183 231H184V230H183ZM187 231H188V230H187ZM187 231H186V232H187ZM216 231H217V230H216ZM219 231H220V230H219ZM219 231H218V233H219ZM179 232H180V231H179ZM188 232H189V231H188ZM188 232H187V233L184 232V237H185V234H186V236L188 235ZM191 232H192V231H191ZM193 232H194V231H193ZM242 232H243V231H242ZM210 233H211V230H210ZM243 233H245V232H243ZM171 234H172V233H171ZM174 234H175V233H174ZM181 234H182V232H181ZM189 234H190V233H189ZM191 234H192V233H191ZM198 234H199V233H196V235H197L196 237L199 236ZM212 234H213V233H212ZM212 234H211V235H212ZM245 234H246V233H245ZM245 234H244V235H245ZM179 235H180V234H179ZM192 235H193V234H192ZM247 235H248V234H247ZM247 235H246V236H247ZM256 235H257V234H256ZM165 236H166V235H165ZM181 236H182V235H181ZM168 237H170V236H168ZM212 237H213V236H212ZM214 237H215V235H214ZM214 237H213V239H214ZM216 237H217V236H216ZM256 237H257V236H256ZM261 237H262V236H261ZM172 238L175 240L174 237H172ZM179 238H180V237H179ZM190 238H192V236H191ZM221 238H222V237H221ZM168 239H169V238H168ZM187 239H188V238H187ZM192 239H193V238H192ZM194 239H195V238H194ZM248 239H249V238H248ZM161 240H162V239H161ZM179 240H180V239H179ZM179 240H178V241H179ZM181 240H182V239H181ZM185 240H186V238H185ZM189 240H191V239H189ZM189 240H188V241H189ZM197 240H198V238H197ZM215 240H216V239H215ZM245 240H247V239L245 238ZM167 241H168V240H167ZM167 241H166V242H167ZM183 241H184V240H183ZM186 241H187V240H186ZM186 241H185V242H186ZM188 241H187V242H188ZM192 241H194V240H192ZM247 241H248V240H247ZM175 242H176V241H175ZM195 242H196V240H195ZM249 242H250V241H249ZM251 242H252V241H251ZM168 243H169V242H168ZM253 243H254V242H253ZM183 244H184V243H182L181 245H183ZM185 244H186V243H185ZM206 244H207V243H206ZM259 244H261V243H259ZM159 245H160V244H159ZM162 245H163V244H162ZM175 245H176V244H175ZM195 245H197V244H195ZM214 245H215V243H214ZM214 245H213V246H214ZM256 245H257V244H255L254 246H256ZM163 246H164V245H163ZM165 246H167V245H165ZM168 246H169V244H168ZM188 246H189V245H188ZM201 246H202V245H200V247H201ZM249 246H250V245H249ZM251 246H252V244H251ZM261 246H262V245H261ZM171 247H172V246H171ZM180 247H181V246H180ZM184 247H185V246H184ZM184 247H183V248H184ZM190 247H191V245H190ZM196 247H197V249H198V246H196ZM204 247H206V246H204ZM215 247H216V246H215ZM176 248H177V247H176ZM251 248H252V247H251ZM254 248H255V247H254ZM180 249H181V248H180ZM186 249H187V248H186ZM186 249H185V250H186ZM195 249H196V248H195ZM214 249H215V248H214ZM177 250H178V249H177ZM191 250H192V249H191ZM193 250H194V249H193ZM252 250H253V248H252ZM174 251H175V250H174ZM215 251H216V249H215ZM218 251H219V250H218ZM253 251H254V250H253ZM253 251H252V253H253ZM188 252H189V250H188ZM224 252H225V251H224ZM238 252H241V253H242V251H239V250H238ZM208 253H209V252H208ZM236 253H237V252H236ZM257 253H258V252H257ZM172 254H173V250H172ZM218 254H219V253H218ZM253 254H254V253H253ZM181 255H184V254L182 253ZM215 256H216V255H215ZM181 257H182V256H181ZM221 257H222V256H221ZM235 258H236V257H235ZM195 260H196V259H195ZM181 261H182V260H181ZM214 261H215V259H214ZM214 261H213V262H214ZM244 262H245V261H244ZM219 263H220V262H219ZM158 264H159V263H158ZM183 264H185V263H183ZM197 264H198V263H197ZM220 264H221V263H220ZM223 264H224V263H223ZM244 264H245V263H244ZM261 264H262V263H261ZM263 264H264V263H263Z\"/></svg>","mask_w":264,"mask_h":264},{"label":"built area","instance_id":"obj_8","mask_svg":"<svg viewBox=\"0 0 264 264\" xmlns=\"http://www.w3.org/2000/svg\"><path fill=\"white\" fill-rule=\"evenodd\" d=\"M172 4H173L174 6H176L175 3L172 2ZM196 7H197V6H195V5L190 6V7L188 8V14L194 12V10L196 9ZM185 17H186V16H185ZM228 19H229L230 25H231L232 27L235 26L236 23L239 22V21H237V22H236V21H233L230 17H228ZM180 23H181V21H179V22L168 21V22H167V26H170V27H172L173 29H175V27H177ZM208 31L211 32V29H208ZM237 32L240 34V37H241L242 39L246 38V34H244V33H240V31H238V30H237ZM171 33H172V32H170V31L167 30V33H166V39L171 40ZM202 45H203V46H206V47H207L208 45L217 46V39H216L215 37H213L211 40L206 41L205 43H202ZM220 50H221V48H220V47H217V49L215 50V54L218 53ZM155 66H156V68L158 67V70H160V68H161V66H162V60H158V61H156ZM164 74H165V72H164ZM164 74H163L161 77H164ZM102 100H103V98H102L101 96H98V95L95 96V101H97V102H101ZM161 104H162V103H161V100H160L159 98H155V99H153V100L150 101V107H151L152 109H158V108L161 106ZM131 110H132V106H131V105L126 106L125 113H126V115H128L129 117H130V112H131ZM131 119H133V118L131 117Z\"/></svg>","mask_w":264,"mask_h":264}]
</instances>
